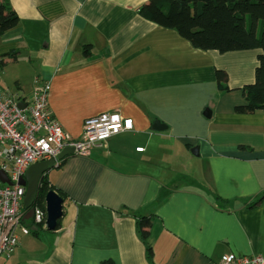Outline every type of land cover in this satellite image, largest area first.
<instances>
[{"label": "crops", "instance_id": "obj_1", "mask_svg": "<svg viewBox=\"0 0 264 264\" xmlns=\"http://www.w3.org/2000/svg\"><path fill=\"white\" fill-rule=\"evenodd\" d=\"M148 2L8 0L19 24L0 37V94L27 102L36 79L49 82V112L73 139L86 119L108 112L132 119L133 129L47 172L65 199L61 227L20 233L0 264L264 257V113L235 112L262 50L195 49L144 19L139 9ZM217 70L227 73L229 92L219 91ZM156 121L167 129L154 131ZM164 169L170 173L160 176ZM141 217L152 223L146 243Z\"/></svg>", "mask_w": 264, "mask_h": 264}, {"label": "built area", "instance_id": "obj_2", "mask_svg": "<svg viewBox=\"0 0 264 264\" xmlns=\"http://www.w3.org/2000/svg\"><path fill=\"white\" fill-rule=\"evenodd\" d=\"M49 82L35 80L30 100L9 92L0 94V170H3L12 185L0 182V258H11L15 252L19 234L29 235L24 215L26 188L20 180L33 164L55 159L66 149L74 154L90 156L93 149L101 148L112 137L133 129V120L119 112H108L88 118L84 122L83 135L79 139L69 137L63 127L50 114L48 95ZM25 103V108L20 105ZM136 151L142 152L143 148ZM46 208L34 206L31 218L35 229L46 224ZM221 264H264V257L225 255Z\"/></svg>", "mask_w": 264, "mask_h": 264}, {"label": "trees", "instance_id": "obj_3", "mask_svg": "<svg viewBox=\"0 0 264 264\" xmlns=\"http://www.w3.org/2000/svg\"><path fill=\"white\" fill-rule=\"evenodd\" d=\"M139 14L159 27L175 30L198 50L221 54L262 50L255 82L242 88L245 104L236 106L235 112L240 115L264 113V0H149L140 7ZM18 24L19 17L8 0H0V37ZM90 50L86 47V56L90 55ZM216 79L219 91H230L225 71L217 70ZM49 191L56 189L44 178L35 206L45 209V197ZM58 194L65 200L61 193ZM255 205L253 203L251 207ZM137 224L141 239L146 243L150 237L151 219L141 217ZM60 227L61 220L56 230ZM29 228L35 233L37 230L48 231L44 226L35 229L33 224ZM147 250L152 255V249L147 247Z\"/></svg>", "mask_w": 264, "mask_h": 264}, {"label": "water", "instance_id": "obj_4", "mask_svg": "<svg viewBox=\"0 0 264 264\" xmlns=\"http://www.w3.org/2000/svg\"><path fill=\"white\" fill-rule=\"evenodd\" d=\"M184 1V0H180ZM22 109L24 105H20ZM204 116L207 118L211 117L209 110H206ZM167 129L160 121H156L153 126V130L161 132ZM74 154L73 148H66L57 158L58 161L64 160L67 156ZM56 160L50 159L47 161L39 162L31 165L25 172L24 176L20 180V185L26 188V195L24 198V209L27 211L24 220H29L34 214L35 201L38 196L40 184L51 169L56 167ZM0 182L2 184L12 185L11 180L7 174L0 170ZM64 200L56 191H49L45 197V208L47 213L46 218V229L48 231H56L59 220L63 217Z\"/></svg>", "mask_w": 264, "mask_h": 264}, {"label": "rangeland", "instance_id": "obj_5", "mask_svg": "<svg viewBox=\"0 0 264 264\" xmlns=\"http://www.w3.org/2000/svg\"><path fill=\"white\" fill-rule=\"evenodd\" d=\"M7 77H6V79L7 80H9V79H11V69H8L7 70ZM168 159H166V163H168ZM164 168H168L167 166H164ZM168 173H170V171L168 170V169H164V170H162V172H159V174H160V176H164L165 174H168ZM181 183H183V182H181Z\"/></svg>", "mask_w": 264, "mask_h": 264}]
</instances>
